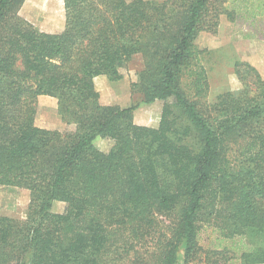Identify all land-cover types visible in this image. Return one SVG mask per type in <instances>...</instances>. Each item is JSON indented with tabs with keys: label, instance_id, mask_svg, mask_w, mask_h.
<instances>
[{
	"label": "trees",
	"instance_id": "16d2710c",
	"mask_svg": "<svg viewBox=\"0 0 264 264\" xmlns=\"http://www.w3.org/2000/svg\"><path fill=\"white\" fill-rule=\"evenodd\" d=\"M24 2L0 0V193L30 201L23 220L0 215V264H264V79L236 61L240 89L209 102L195 45L222 17L264 20V0H63L55 33L19 19ZM138 54L155 126L94 85ZM39 97L63 132L37 124Z\"/></svg>",
	"mask_w": 264,
	"mask_h": 264
},
{
	"label": "rangeland",
	"instance_id": "374dc122",
	"mask_svg": "<svg viewBox=\"0 0 264 264\" xmlns=\"http://www.w3.org/2000/svg\"><path fill=\"white\" fill-rule=\"evenodd\" d=\"M17 16L38 31L55 33L64 27V2L63 0H25ZM195 45L199 50H203L200 63L205 67L208 75L209 92L206 100L209 102L220 93L240 89L241 84L233 71L236 61L249 63L264 79V20L254 23L242 21L230 23L222 17L216 33H200ZM143 67V56L138 54L129 61L127 68L123 69L120 81L109 82L102 76L94 79V85L102 105L120 108L134 106L135 124L155 126L160 119L163 102L157 100L151 104H144L140 94L133 87ZM36 121L38 125L52 130L63 132L66 129V125L57 113V101L50 97L38 98ZM94 145L100 151H106L110 147L109 142L101 139H96ZM29 201L27 190L5 188L0 193V215L23 220L27 215ZM65 207L64 203L55 202L52 211L62 213ZM210 232L211 229L202 233L203 246L214 241L216 236ZM235 242L238 243L239 239H235ZM181 261L182 254L179 257V264H183Z\"/></svg>",
	"mask_w": 264,
	"mask_h": 264
}]
</instances>
